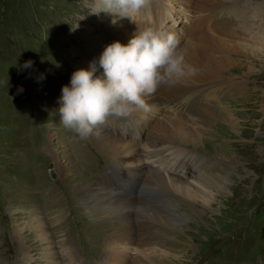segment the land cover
<instances>
[{
    "label": "rangeland",
    "instance_id": "rangeland-1",
    "mask_svg": "<svg viewBox=\"0 0 264 264\" xmlns=\"http://www.w3.org/2000/svg\"><path fill=\"white\" fill-rule=\"evenodd\" d=\"M94 2L0 0V264H22L15 255L19 238L11 235V228L16 222L29 224L25 215H13L30 211L43 223L59 221L61 239L71 241L77 258L82 259L78 248L84 249V257L101 259L104 243L95 239L90 219L71 189L75 175L60 181L56 171L61 164L67 166L70 158L82 181H89L88 173L93 172L87 162L93 158L91 149L85 151L87 139L80 140L60 123L59 99L74 71L95 62V75L101 76L99 59L105 48L116 41L126 45L147 27L175 33L191 66L200 61L219 66L215 71L219 83L235 87L221 86L211 93L210 105L221 117L219 107L236 117L233 128L224 133L218 127L225 122H216L217 142H205L198 151L215 161L229 155L212 172L226 174L231 190L212 197L208 204L198 203L200 216L183 218L180 235H172L177 243L162 242L174 245L179 254H163L159 243L153 256L165 264H264V0H151L133 20L106 12L93 14ZM28 61L31 66L25 67ZM162 118L163 114L151 123L141 115L111 117L134 123L141 133L115 122L98 128L121 143L133 142L145 149L144 141L155 135ZM204 135L212 137L211 132ZM73 154L80 159L85 155L86 165ZM93 160L99 167L102 158ZM156 162L145 158L141 164L155 166ZM100 174H92L90 181L101 183ZM163 174L168 176L166 171ZM113 182L120 181L106 183ZM176 206L188 210L182 203ZM136 249L130 247L128 253L145 262Z\"/></svg>",
    "mask_w": 264,
    "mask_h": 264
},
{
    "label": "bare ground",
    "instance_id": "bare-ground-1",
    "mask_svg": "<svg viewBox=\"0 0 264 264\" xmlns=\"http://www.w3.org/2000/svg\"><path fill=\"white\" fill-rule=\"evenodd\" d=\"M194 68L196 69L194 75H185L175 79L173 83H162L153 94L144 97L146 109L137 108L129 115L130 117L141 115L152 123L163 114L155 135L150 134L144 141L145 149H141L137 143H121L112 133L98 128L84 142H87L85 151L91 149L90 153L93 154L92 160L87 161L92 163L90 168L93 170L92 173H88L89 181L81 180L76 168L73 170L70 158L67 166L61 164L56 168L60 181L63 178L66 180L71 174L76 177L71 183V189L75 192V199L79 202L83 215L90 219L91 232L95 239L105 245L102 246L101 259L94 261L88 256L86 258L82 252L84 249L78 248L77 251L79 255L81 254L79 257L82 259L77 258L76 252L70 246L71 241L69 239L66 241L65 237L61 239L63 235L59 232L60 222L43 223L30 211L13 215L14 218L25 215L30 220L29 224L16 222L11 228V235L19 238V243L16 246L14 244L17 260L22 264L31 262L61 264L63 261L65 264H165L153 256L156 253L155 246H159V243L162 245V242L177 243L172 235H180L179 226L184 223L183 218L199 217L201 208L199 204H208L212 197L223 195L226 190L232 188L226 174L212 172L216 165H223L224 161H228L229 155L225 154L223 160L215 161V158L210 156L205 159L198 151L205 142L215 143L213 125L216 122H225V125L218 127L223 133L233 128L236 117L223 107H217L222 110V117L217 114L210 105V95L221 86L229 85L228 88H233L235 85H226L228 82L219 83L221 79L215 75V71L218 72L220 68L215 63L207 64L200 61ZM101 71L103 73V69ZM121 120L116 121L109 117L108 123L115 122L125 128L130 126L135 133H141L134 123ZM207 132L212 133L211 138L204 135ZM189 147L194 149L191 150ZM77 153L80 152L77 150ZM76 154H73L76 161L83 163L85 155L82 154L80 159ZM145 158L157 159V166L142 165ZM93 159L100 160L99 167L95 165ZM164 171L168 176L163 174ZM96 172L102 173L99 176L101 183L90 181L91 175ZM184 176H187V179H184ZM111 180L121 183L113 182L108 185L106 182ZM102 182H105L104 185ZM59 186L57 185V188ZM144 187L150 189V192ZM48 193L51 195L52 191ZM178 203L186 205L187 212H182V209L176 206ZM165 206H168L167 209ZM51 219L54 220L56 217ZM57 231L59 240L55 239L58 236ZM161 245L163 254L174 251L179 254V249L174 245L173 247L167 243ZM130 247L131 249L136 247V250L144 255L145 262L139 257L133 259L131 251L128 253Z\"/></svg>",
    "mask_w": 264,
    "mask_h": 264
},
{
    "label": "clouds",
    "instance_id": "clouds-1",
    "mask_svg": "<svg viewBox=\"0 0 264 264\" xmlns=\"http://www.w3.org/2000/svg\"><path fill=\"white\" fill-rule=\"evenodd\" d=\"M150 4L151 0H95L93 14L106 12L133 20ZM31 63L26 62L25 67ZM99 66L101 76L95 75V62L88 69L74 71L59 99L60 123L80 140L88 139L109 117H126L137 108L146 109L144 97L162 83L196 72L186 62L179 37L152 27L138 30L126 45L119 41L109 44Z\"/></svg>",
    "mask_w": 264,
    "mask_h": 264
},
{
    "label": "water",
    "instance_id": "water-1",
    "mask_svg": "<svg viewBox=\"0 0 264 264\" xmlns=\"http://www.w3.org/2000/svg\"><path fill=\"white\" fill-rule=\"evenodd\" d=\"M51 177H52L53 179H55V178H56L55 173H51Z\"/></svg>",
    "mask_w": 264,
    "mask_h": 264
}]
</instances>
